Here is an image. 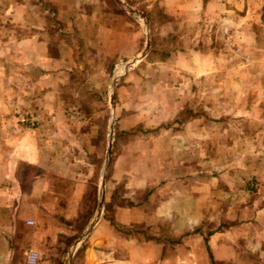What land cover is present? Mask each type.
<instances>
[{
	"label": "rangeland",
	"instance_id": "obj_1",
	"mask_svg": "<svg viewBox=\"0 0 264 264\" xmlns=\"http://www.w3.org/2000/svg\"><path fill=\"white\" fill-rule=\"evenodd\" d=\"M160 2L127 1L126 8L143 16L137 17L144 35L135 57L76 69L72 83L61 82L52 106H35L40 95L35 82L32 103L17 101L22 92L10 94L15 95L9 112L15 124L33 131L35 145L46 154L43 160L51 164L43 193L49 200L40 204L36 220H30L40 243L32 250L38 256L35 264H70L85 249L92 253L99 242H92L91 234L100 222L108 225V261L111 255L126 257L122 239L174 243L184 235L197 239L199 234L204 242L208 233L246 222L244 214L229 219L228 211L249 209L253 197L264 195V35L258 48L232 52L225 43L227 25L217 23L216 14L201 11L192 22L199 36L214 31L225 57L215 62L221 71L203 78L179 74L183 61L176 60L173 67L166 57L174 46L169 38L183 33L184 24L177 31L168 25L184 20L185 14L167 13ZM257 11L264 18V0ZM7 20L6 12H0L1 35L8 29ZM146 40L148 50L140 57ZM238 60L239 73H225ZM18 66L14 60L10 67ZM30 74L33 81L39 78L36 70ZM49 115L59 121L41 127L39 119ZM162 146L168 157L163 178ZM180 185L193 197L206 195L201 201L208 212L204 210V218L176 240H169L167 233L153 236L150 228L164 230L166 225L154 222L152 211L161 196L184 193ZM201 201L192 205L200 206ZM177 205L183 210L189 206Z\"/></svg>",
	"mask_w": 264,
	"mask_h": 264
},
{
	"label": "crops",
	"instance_id": "obj_2",
	"mask_svg": "<svg viewBox=\"0 0 264 264\" xmlns=\"http://www.w3.org/2000/svg\"><path fill=\"white\" fill-rule=\"evenodd\" d=\"M127 1L118 0L123 7H129ZM112 3L114 7L107 0H0V12L8 15L6 34H0V264H26L27 253L38 250L36 233L26 222L36 220L41 212L40 204L49 200L43 193L49 186L51 168L50 162L43 160L44 150L34 143L33 131L15 124V118L9 113L15 95L10 94L22 92L23 97L19 95L17 101L32 103L35 82L40 89L35 106H52L57 102L55 95L61 82L72 83L70 77L76 69L113 58L135 57L142 48L144 35L139 17L127 14L114 0ZM160 3L167 13L183 11L185 14L184 20H174L168 25L170 31L173 28L177 31L184 24L183 33L175 32L169 38L174 46L166 57L173 67H177L176 60L183 61L184 71L176 70L179 74L203 78L221 71L215 62L225 57L221 55L214 31L210 36H199L194 28L192 21L201 11L211 16L216 14L217 23L227 25L225 43L231 45L232 52L258 48L264 35V18L257 11L263 0H161ZM14 60L19 68L12 70ZM240 67L238 60L225 73L238 74ZM32 70L39 75L35 81L29 77ZM248 70L255 73L252 66ZM42 80L40 86L38 82ZM232 82L236 86L239 83L234 77ZM39 120L44 127L59 118L49 115ZM160 152V177L163 178L168 171L163 162L168 157L164 156L163 146ZM30 170L35 171L31 176ZM180 188L184 193L159 198L151 217L154 222L162 220L166 227L164 230L150 228L153 236L167 233L169 240H176L204 218V210L208 212L201 201L207 199L206 195L193 197L190 192L186 194L185 187ZM252 199L249 209L244 207L227 213L229 219L244 214L248 216L246 222L228 224L208 233L204 242L200 241L199 234L197 239L184 235L180 242L174 243L122 239L121 251L126 257L114 259L111 255L109 261L108 225L100 222L90 238L92 242H99L96 248L92 253L90 248L85 249L70 264H260L264 261V195ZM200 201V206L192 205ZM181 202L188 203V208L179 207L177 204ZM124 216L120 214V219ZM120 221L129 223L130 220Z\"/></svg>",
	"mask_w": 264,
	"mask_h": 264
},
{
	"label": "water",
	"instance_id": "obj_3",
	"mask_svg": "<svg viewBox=\"0 0 264 264\" xmlns=\"http://www.w3.org/2000/svg\"><path fill=\"white\" fill-rule=\"evenodd\" d=\"M114 1H115L116 4L119 6V8H121L122 10H124L127 14H129V15H135V16H137V17H139V18H143V16H142L141 14H139L137 11H135V10H131V9H128V8H126V7H123V6L118 2V0H114ZM148 46H149V44H148V41L146 40L144 51L140 54V57H143V56L145 55L146 51L148 50ZM96 246H97V244L95 245V248H96ZM95 248H94V249H95ZM94 249H93V250H94Z\"/></svg>",
	"mask_w": 264,
	"mask_h": 264
},
{
	"label": "built area",
	"instance_id": "obj_4",
	"mask_svg": "<svg viewBox=\"0 0 264 264\" xmlns=\"http://www.w3.org/2000/svg\"><path fill=\"white\" fill-rule=\"evenodd\" d=\"M21 121H23V120H21ZM26 225L31 226L32 222L31 221H27ZM37 259H38L37 253L34 252V251H29L27 253V255H26L25 262H26V264H35Z\"/></svg>",
	"mask_w": 264,
	"mask_h": 264
},
{
	"label": "trees",
	"instance_id": "obj_5",
	"mask_svg": "<svg viewBox=\"0 0 264 264\" xmlns=\"http://www.w3.org/2000/svg\"><path fill=\"white\" fill-rule=\"evenodd\" d=\"M108 3H109V5H111V6L114 7V5H113V3H112V0H108Z\"/></svg>",
	"mask_w": 264,
	"mask_h": 264
}]
</instances>
